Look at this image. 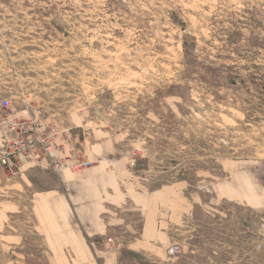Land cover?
<instances>
[{
	"label": "rangeland",
	"instance_id": "1",
	"mask_svg": "<svg viewBox=\"0 0 264 264\" xmlns=\"http://www.w3.org/2000/svg\"><path fill=\"white\" fill-rule=\"evenodd\" d=\"M3 99L94 165L0 166V264H264V0H0Z\"/></svg>",
	"mask_w": 264,
	"mask_h": 264
},
{
	"label": "built area",
	"instance_id": "2",
	"mask_svg": "<svg viewBox=\"0 0 264 264\" xmlns=\"http://www.w3.org/2000/svg\"><path fill=\"white\" fill-rule=\"evenodd\" d=\"M1 109L3 114L0 126L6 127L13 136L10 141L3 140L0 143V166L8 178H17L22 166L30 160L48 161L56 172L82 171L94 165V162L84 159L79 152L71 151L69 157L64 155L65 146L60 148L56 144L60 138L66 137L64 132L53 128L45 133L33 120L16 118L8 99L1 101ZM134 166L135 163L131 162V167Z\"/></svg>",
	"mask_w": 264,
	"mask_h": 264
},
{
	"label": "crops",
	"instance_id": "3",
	"mask_svg": "<svg viewBox=\"0 0 264 264\" xmlns=\"http://www.w3.org/2000/svg\"><path fill=\"white\" fill-rule=\"evenodd\" d=\"M10 134H9V136H7L5 134L4 138L2 137V135H0V143H2L3 140H11L13 136H12V134L11 135ZM63 172H65V171L64 170L63 171H59L58 173L61 174ZM63 184H64L66 192L69 194V195L67 194V196L69 197V202L71 203L70 204L67 201L68 208L67 209L65 208V210H64L65 212H67L66 213L67 214V218L65 220V222L67 223V227L66 228L71 233V235H72L71 238H77L79 240V242H80L79 246L81 248H83L84 252H86L87 249L89 250V245H88V243L86 241V238H87V236H89L90 233L87 230H85L86 227L83 226V221L87 222V224H89L88 223L89 221L90 222H98L99 226H100L101 221H100V218L99 217L96 218L95 215H94L95 220H90L89 218H86V219L83 220V219H81V217H78L77 215H79V213H77L78 210L75 207L77 204H75L73 201L75 199H77L78 195L81 196L82 197L81 199H84V200L86 198H90L91 197V193H89V192L95 191V190L97 191L99 186H98V184H89V183L78 182V183L73 184L72 187L69 188L66 183H63ZM71 192H74V194L71 193ZM91 207L92 206H90L89 209ZM83 211H85V210H81L80 213L81 212L84 213ZM88 213L89 212L86 213L87 216H88ZM53 221L54 222L55 221L59 222V219H58L57 215L53 218ZM60 222H62V220H60ZM99 231H102L101 227H99ZM97 232L98 231H96L95 233H97Z\"/></svg>",
	"mask_w": 264,
	"mask_h": 264
}]
</instances>
